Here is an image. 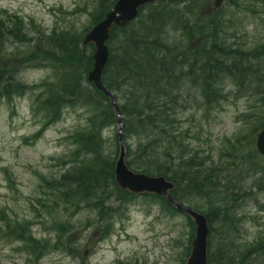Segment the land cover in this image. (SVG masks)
Wrapping results in <instances>:
<instances>
[{"label":"trees","instance_id":"16d2710c","mask_svg":"<svg viewBox=\"0 0 264 264\" xmlns=\"http://www.w3.org/2000/svg\"><path fill=\"white\" fill-rule=\"evenodd\" d=\"M115 1L99 0L91 12V24L80 35L68 30L46 34L37 30L30 37L24 19L14 16L12 28L0 22V104L13 105L17 98L32 94L35 98L32 109L41 115L42 126L27 143L35 144L50 126L62 121L66 109L85 111V125L70 139L75 151L70 163H64L69 167L61 178L44 179V182L57 191L64 203L76 208L83 204L86 209L96 211L97 231L103 237L111 234L112 219L117 212L107 207L111 196L118 192L122 200L135 197L121 193L115 184L119 140L114 133L110 138L113 151H110L103 135L116 126L115 112L109 98L87 81L95 49L84 47L82 42L84 34L103 20ZM212 1L159 0L142 9L137 21L126 28L115 27L103 83L121 102L129 167L168 177L176 184L173 195L177 201L208 216L212 229L215 222H220L221 228L226 225L221 242L211 237L208 262L264 264V238L243 250L232 237L240 232L232 213L240 205L236 204L239 192L230 189L231 185H222V177L230 174V170L215 163L208 165L206 161L214 160L211 156L200 157L185 143L191 136L190 129L180 131L189 103L187 98L191 95L187 91L189 84L202 90L201 105L208 113L228 102L227 82L237 87L238 94L260 95L264 106V43L253 48H234L223 28L230 21L224 17L226 8H247L254 12V6L264 8V0H228L217 10ZM12 42L34 46L28 51L9 54ZM36 67L50 69L51 77L34 86L23 83L20 74L26 68ZM258 119L248 131L234 140L228 139L225 156L233 158L234 172L246 170L252 158V152L246 155L244 152L252 150L257 132L264 128V109ZM253 155L257 157L255 151ZM260 160L264 172V160ZM146 197L160 201L165 213L178 215L167 200ZM5 225V236L19 242L33 264L51 252L76 254L70 222L56 225L58 235L54 244L48 239H37L31 222L6 219ZM188 226L192 238L194 228L189 218ZM187 250L189 256L190 248Z\"/></svg>","mask_w":264,"mask_h":264},{"label":"rangeland","instance_id":"374dc122","mask_svg":"<svg viewBox=\"0 0 264 264\" xmlns=\"http://www.w3.org/2000/svg\"><path fill=\"white\" fill-rule=\"evenodd\" d=\"M98 1L0 0V22L12 28L13 17L18 16L24 19L30 37H34L37 30L44 34L68 30L80 35L91 24V12ZM226 9L224 17L230 21L225 22L223 28L229 34V44L234 48H253L264 43V8L254 6L256 12L247 8ZM33 46L12 42L8 53L28 51ZM50 73L49 69L36 67L26 68L20 75L25 84L37 85L47 80ZM227 86L230 91H226L231 93L228 102L210 115L201 106L199 91L187 87L191 95L187 98L189 103L183 113L181 129H190L189 143L194 152L214 159L206 161L208 165L215 163L230 170V174L222 177V185H231L230 189L239 192L236 204L240 205L239 215L243 218L239 222L242 235L238 238L244 250L264 233L263 165L260 158L253 155V149H246L245 155L252 152L246 170L234 172V160L225 153L227 140L234 139L245 125L253 123L262 112V104L259 99L250 100L248 96L238 98L233 84ZM33 100V96L27 94L17 98L13 105L0 104V264H33L20 244L5 236L6 219L31 222L33 234L38 239L51 240L52 244L58 235L56 225L67 222L73 225L78 249L75 257L56 251L34 264H182L191 228L185 217L165 214L158 201L137 196L121 206L114 194L108 206L119 209L120 213L114 216L112 236L100 242L93 226L99 222L94 210L86 209L83 204L76 208L64 203L57 191L47 186L44 179H59L69 167L64 163H70L75 151L70 136L85 124V118L82 112L67 110L62 122L48 129L40 141L35 145L26 144V139L41 126L39 116L33 113ZM192 100L196 102L191 103ZM115 132H118L117 126L104 134L110 151H113L110 138Z\"/></svg>","mask_w":264,"mask_h":264},{"label":"water","instance_id":"95a60500","mask_svg":"<svg viewBox=\"0 0 264 264\" xmlns=\"http://www.w3.org/2000/svg\"><path fill=\"white\" fill-rule=\"evenodd\" d=\"M158 0H118L114 9L108 13L106 18L98 24L92 32L86 35L84 45H95L94 55V70L89 74V82L96 84L98 90H100L105 96L111 98L112 105L116 110V117L118 119L119 126V138L121 140V154L117 161L116 166V183L121 190L129 191L132 194H144L148 192L150 194H158L170 200V202L176 206L179 212L184 213L191 219H193L195 226V236L192 244V254L188 259V264H208V237L210 234V227L208 226V220L205 216H201L194 210L179 205L174 197L170 195V191L174 189L172 183L166 182L164 178L156 177L151 178L146 174L140 175L131 172L128 169L126 159V151L123 140V118L121 117L120 106L117 103L116 98L111 94L102 83L103 70L109 62L110 51L107 46V42L111 39V33L115 25L125 28L127 24L135 21L140 15V9L150 4L156 3ZM225 0H215V8H220ZM256 145L260 153L264 156V131L259 136Z\"/></svg>","mask_w":264,"mask_h":264}]
</instances>
